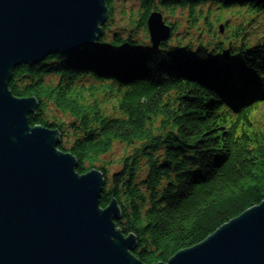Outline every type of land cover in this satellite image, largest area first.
<instances>
[{
  "label": "trees",
  "instance_id": "trees-1",
  "mask_svg": "<svg viewBox=\"0 0 264 264\" xmlns=\"http://www.w3.org/2000/svg\"><path fill=\"white\" fill-rule=\"evenodd\" d=\"M137 1L118 22L108 0L97 48L21 64L10 89L38 99L31 125L60 129L80 174L104 172L102 207L117 199L118 227L154 264L264 201V0ZM154 10L176 32L157 50Z\"/></svg>",
  "mask_w": 264,
  "mask_h": 264
},
{
  "label": "water",
  "instance_id": "water-1",
  "mask_svg": "<svg viewBox=\"0 0 264 264\" xmlns=\"http://www.w3.org/2000/svg\"><path fill=\"white\" fill-rule=\"evenodd\" d=\"M109 12L108 0H0V264H147L116 223L117 199L101 205L104 172L80 174L60 129L31 125L38 99L10 89L21 64L97 48ZM148 29L155 50L172 36L160 10ZM154 264H264V201Z\"/></svg>",
  "mask_w": 264,
  "mask_h": 264
},
{
  "label": "rangeland",
  "instance_id": "rangeland-1",
  "mask_svg": "<svg viewBox=\"0 0 264 264\" xmlns=\"http://www.w3.org/2000/svg\"><path fill=\"white\" fill-rule=\"evenodd\" d=\"M113 3H114V10H115V14L117 16L116 17L117 20L121 19V17H123L124 14H128L129 12H131V10H134V11L138 10L137 9L138 8V5H137L138 1L137 0H113ZM163 15L165 18L164 12H163ZM167 15H169V14H167ZM185 17H186V13L184 11H176L175 15L168 20H174L175 19V20L179 21L180 24L187 26ZM119 21L120 20H118V22ZM165 21H166V18H165ZM260 21L262 22L261 27H263L264 26V18L260 19V17H258L256 22H260ZM181 29H183V27ZM179 30H178V33L183 32V30H180V31ZM263 30H264V28L261 29V31H263ZM175 35H176V32H174V30L172 28V36L169 40L171 41V39L174 38ZM221 35H223V34H221ZM256 114H257V118L264 120V108L263 109L261 108L259 111L256 112ZM123 152H125L124 147L123 146H117L115 149L114 155H112V158H120L124 154Z\"/></svg>",
  "mask_w": 264,
  "mask_h": 264
}]
</instances>
